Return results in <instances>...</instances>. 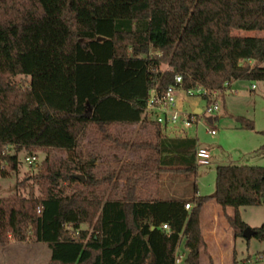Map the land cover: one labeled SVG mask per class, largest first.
Wrapping results in <instances>:
<instances>
[{
	"label": "trees",
	"instance_id": "16d2710c",
	"mask_svg": "<svg viewBox=\"0 0 264 264\" xmlns=\"http://www.w3.org/2000/svg\"><path fill=\"white\" fill-rule=\"evenodd\" d=\"M234 31L264 32V0H0V178L17 171L22 151L67 158L44 160L32 177L39 197L0 199V245L32 236L47 264H176L182 246L183 263L199 264V216L211 199L234 210L225 218L242 238L240 209L264 205V167L219 166L211 196L160 200L161 174L195 172L196 141L166 140L144 116L150 93L176 74L184 90L263 83L264 38ZM106 151L114 167L99 174ZM253 230L261 240L264 229Z\"/></svg>",
	"mask_w": 264,
	"mask_h": 264
},
{
	"label": "rangeland",
	"instance_id": "374dc122",
	"mask_svg": "<svg viewBox=\"0 0 264 264\" xmlns=\"http://www.w3.org/2000/svg\"><path fill=\"white\" fill-rule=\"evenodd\" d=\"M233 35L242 38H264V32L234 31ZM160 68L163 71L168 69L166 64H162ZM25 81L26 79L23 77H16L14 79V82L20 86H24ZM252 85L257 87L255 92L251 91ZM185 104L197 105L201 108L205 106V102L197 98H188ZM237 117H244L253 121L254 130H240L235 122ZM138 128L139 126L122 127L117 129V131L125 130L130 133H136ZM208 130L216 131V136H210L207 133ZM262 131H264V82L254 84L249 82L240 83L234 95H226L220 100L219 111L214 115L212 125H209L206 120L202 119L195 128L189 131V135L197 139V146L205 148L210 152L211 160L209 165L197 166L195 172L183 175H178V173L161 174L157 198L164 199L168 196L161 192V188L163 189L166 185V179L180 181L179 186L176 182L172 184V187L178 186L179 190L186 191L188 194L186 198H190L193 195L195 188L200 196H210L214 192L215 170L217 166L236 164L264 167V154L259 155L252 152L255 149V152H257L264 143V137L260 134ZM133 135L129 138L133 139L135 137ZM84 145L85 142H83L82 146ZM32 155H35L36 162L28 165L24 161V158L31 155L24 151L17 153V171L8 172L4 178H0V199H7L13 196L28 197L30 194L39 197V187L32 180V177L41 168L44 160L47 159L49 162L55 163L67 159L66 155L58 152L40 151L32 153ZM119 156L121 160L130 158L127 154L125 156L119 154ZM81 158L86 159L84 149ZM114 160L112 152H101L98 154L95 162V166L97 167L96 172L99 174L105 173V170H108L106 169L107 167H114L111 166ZM118 185L119 188L115 193L116 199L122 197L124 180H119ZM240 218L250 229H264V205L241 208ZM81 229L91 233V228H88L86 225L81 226ZM185 255L186 251L180 246L176 255L179 261L178 264H184ZM206 255V263L202 264H213L207 251ZM49 257L50 252L46 246L35 242L32 236H28V240L23 243L10 239L6 245H0V264H47ZM230 264H264V236L261 240L252 237L249 241L238 238L233 260Z\"/></svg>",
	"mask_w": 264,
	"mask_h": 264
},
{
	"label": "built area",
	"instance_id": "2783aa9c",
	"mask_svg": "<svg viewBox=\"0 0 264 264\" xmlns=\"http://www.w3.org/2000/svg\"><path fill=\"white\" fill-rule=\"evenodd\" d=\"M232 83H225L221 90H205L202 87L195 85L191 89L184 90L182 88V77L179 74L174 76L173 85L168 86L162 94L152 91L146 102L144 116L158 124L161 128H172L179 130V132H186L192 130L197 126L200 120L214 118V115L219 111L220 100L226 95H234L235 90L232 89ZM251 90H255V85L251 86ZM182 91L187 98H197L205 102V106L200 108V114H195L193 110L182 111L178 107L176 94ZM207 133L211 136L216 135V131L208 130ZM14 154V151L11 152ZM210 154L204 148H196L195 162L198 166H205L209 164ZM24 161L28 165L36 162L35 155L27 156ZM191 207L185 205V210L189 211ZM162 230L167 231V226H162ZM176 257V264H178Z\"/></svg>",
	"mask_w": 264,
	"mask_h": 264
},
{
	"label": "crops",
	"instance_id": "0c3cea01",
	"mask_svg": "<svg viewBox=\"0 0 264 264\" xmlns=\"http://www.w3.org/2000/svg\"><path fill=\"white\" fill-rule=\"evenodd\" d=\"M240 83H243V82L241 81L233 82L231 86L232 89L236 91ZM256 90H257V87L255 86V90L253 91L251 90V91L255 92ZM176 98H177L178 107L182 111H189V110L196 111L201 108V107H198L197 105H186L185 103L188 98L185 97L182 91L177 92ZM213 121H214V118H212L210 122H208V119H207V122L209 125H212ZM189 131L190 130L186 132H179V130H175L172 128H161V136L162 138L166 140L193 139L196 141V148H199L197 146V139L195 137L190 136ZM85 150L86 148H84V151ZM255 151L256 149L252 150V152L256 154H259V155L264 154L263 152L257 153ZM210 160H211V154H210ZM210 160H209V163H210ZM231 165H236V164H231ZM237 166H246V165H237ZM178 175H183V174H178ZM176 182L178 183V186H179L180 181H177L176 179H172V180L166 179V185L164 186L163 189L161 188V192L163 194H167L168 196L167 198L160 199V200H163V201L165 200H188L194 196L196 197L200 196L199 193L197 192V189L195 188L193 195L190 198H186V196L188 195L186 191L179 190L180 188L178 186L172 187V184ZM225 215L228 217H233L234 210L232 208H226L224 211L219 205L216 204L214 200L211 199L206 204H204V206L201 209L200 216H199L200 231H201V234L206 244V251L210 259L212 260L213 264L232 263L234 251L236 249L237 239L234 238L232 230L226 222ZM206 260H207L206 253L201 251L199 253V264L206 263Z\"/></svg>",
	"mask_w": 264,
	"mask_h": 264
},
{
	"label": "water",
	"instance_id": "95a60500",
	"mask_svg": "<svg viewBox=\"0 0 264 264\" xmlns=\"http://www.w3.org/2000/svg\"><path fill=\"white\" fill-rule=\"evenodd\" d=\"M195 114H200L199 110L194 111ZM211 119H208V122H210ZM80 180L82 181V177H80ZM256 232L253 229H250L249 227H246L242 232V238L246 241H249L252 237H254Z\"/></svg>",
	"mask_w": 264,
	"mask_h": 264
}]
</instances>
